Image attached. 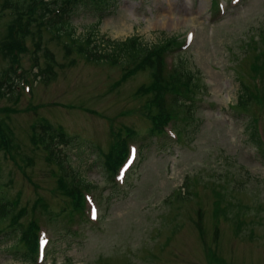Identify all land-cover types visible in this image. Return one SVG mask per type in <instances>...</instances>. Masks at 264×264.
<instances>
[{
  "label": "rangeland",
  "instance_id": "1",
  "mask_svg": "<svg viewBox=\"0 0 264 264\" xmlns=\"http://www.w3.org/2000/svg\"><path fill=\"white\" fill-rule=\"evenodd\" d=\"M109 1L102 19L94 11H74L70 23L78 41L41 29L40 48L53 59L52 75L41 82L27 79L30 91L24 90L26 96L18 101L0 100V111L7 110L0 112V120L13 138L10 153L0 154V183H8L7 196H20L28 207L26 218L39 206L33 217L50 237L41 264H264V165L259 147L249 139L250 121L264 107L238 98L260 62L254 56L264 54V0H241L237 6L216 0L224 11L212 6L214 0ZM10 13L0 19V42ZM188 32H193L191 43L172 54L167 69L176 68L177 55L186 53L188 70L198 73L205 86L194 84L195 114L187 124L178 123L184 128L181 140L156 142L147 134L152 126L148 96L138 91L151 81L149 71L121 79L135 64L127 51L113 50L120 57L115 64L89 61L78 46L88 38L84 47L95 45L106 54L115 46L126 50L121 44L133 37L147 47L170 37L185 44ZM34 42L27 40L30 52ZM44 51L36 54L41 69L47 63ZM30 52L21 59L27 70ZM5 67L0 54V70ZM38 119L61 127L71 138L59 146L60 157L67 159L74 177L90 185L85 192L96 202L98 222H85L86 209L85 217L68 222L66 199L57 188L60 172L30 142ZM168 127L176 133L172 124ZM256 127L264 146V111ZM128 130L138 135L130 141L139 148L137 159L124 183L113 189L106 181L104 155L114 147V136ZM217 207H231V212L212 216ZM12 240L0 243V264H24L13 258Z\"/></svg>",
  "mask_w": 264,
  "mask_h": 264
},
{
  "label": "trees",
  "instance_id": "2",
  "mask_svg": "<svg viewBox=\"0 0 264 264\" xmlns=\"http://www.w3.org/2000/svg\"><path fill=\"white\" fill-rule=\"evenodd\" d=\"M110 7L109 0H19L16 3L11 0H6L3 3L0 10V19L3 16L5 10H13L14 16L6 26V32L3 40L0 42V54L3 56V60L6 61V67L0 70V100L8 97L10 100L18 101L23 95V89L19 88V82H24L27 77V71L22 70L20 74L17 72L20 70V58L21 55L27 52L28 46L26 42L28 39L37 42L34 43L35 49L38 51H44L39 48L41 39V29H45L48 33L54 34L58 37H64L67 40L73 42L78 41L75 36V31L70 23V16L73 15L77 9L90 10L98 14L97 18H104L108 15L107 9ZM57 11L56 13H54ZM53 13V15H52ZM98 19L97 23L100 22ZM89 44L88 38L81 40V45L78 46L79 52L85 58L91 56L99 57L96 61H108L118 64L117 58H120L116 54H113V50L117 48L115 52H128V58L135 59V64L130 67V70L121 75V79L134 76L137 73L149 71L151 81L148 86L139 88V92L143 95L148 94L150 104L148 106L147 116L152 122V126L149 130L151 136L163 135V126L172 119L178 117V111L180 107L184 106L183 111L186 118L193 117L195 112L194 95L196 93L194 84H197L195 75L191 74V71L186 66L183 67L182 61H179L177 68H174L170 73L165 68V58L169 51H172L177 46L176 38L170 37L169 39H163L159 44L154 46H143L137 44V38L133 37L128 39L124 50L123 46H115L110 53L101 54L98 53V49L95 45L93 49L84 47V44ZM110 41L107 40L106 43ZM122 47V48H121ZM97 49V50H96ZM263 56V59H262ZM44 60L47 62L44 69L39 68L41 75L49 77L51 75V68H54V62L49 53L44 51ZM260 62L253 68V74L249 76L261 75L264 79V54L257 53L254 56ZM138 58V61L136 60ZM37 67V66H36ZM43 80V79H42ZM256 92V88L253 84L243 83L241 88V94L238 97L239 102L245 104L249 99H254L257 103L256 107L263 105L264 85L262 90ZM168 97L170 102L168 103ZM184 99L183 102L181 100ZM188 102V104H186ZM241 104V105H242ZM7 110H1L4 113ZM15 113L20 110H12ZM253 116V115H252ZM1 117V116H0ZM4 121L0 120V154L3 156L10 153V143L13 141L11 131L3 124ZM250 136L251 141H255V145L259 149L260 160L264 165V149L260 147L254 133L253 119L250 121ZM135 132L128 130L125 137L117 135V141L114 147L104 155L105 172L108 182L111 183L113 174L115 173L117 166L123 159L127 151L126 138H134ZM9 137V138H8ZM71 138L67 136L62 128L56 129L48 124L35 123L31 126L30 142L35 147H40L45 153L46 160L53 163L56 168L63 171V164L60 161L57 152L58 146L62 144L70 143ZM20 147V146H19ZM162 148V147H161ZM21 151V148H20ZM19 151V152H20ZM16 154V153H14ZM14 154L11 156L14 159ZM27 167L33 163V157L27 159ZM68 176V175H67ZM8 183H0V226L3 224L5 227L0 228V243L6 244L8 237H13L9 249L12 250L13 258L17 261H21L24 264L34 262L37 244V225L34 221H31L28 216V208L21 206L20 196L10 197L5 194L4 187ZM84 185L83 180L74 178V183H69L64 179V175L60 176L57 182V188L65 197V212L68 221L72 222L74 216H82L84 210L83 195L79 190V186ZM88 186V185H87ZM39 202L35 200L34 204ZM229 209L222 210L224 214ZM220 210L217 209L215 214H218ZM50 217H52L50 215ZM2 238V239H1ZM19 245H22L19 248Z\"/></svg>",
  "mask_w": 264,
  "mask_h": 264
},
{
  "label": "snow or ice",
  "instance_id": "3",
  "mask_svg": "<svg viewBox=\"0 0 264 264\" xmlns=\"http://www.w3.org/2000/svg\"><path fill=\"white\" fill-rule=\"evenodd\" d=\"M95 215H96V214H95V211H93V213H92L93 218H95Z\"/></svg>",
  "mask_w": 264,
  "mask_h": 264
}]
</instances>
